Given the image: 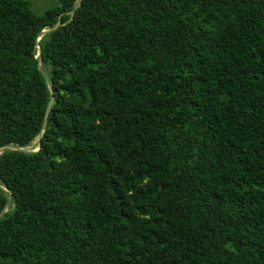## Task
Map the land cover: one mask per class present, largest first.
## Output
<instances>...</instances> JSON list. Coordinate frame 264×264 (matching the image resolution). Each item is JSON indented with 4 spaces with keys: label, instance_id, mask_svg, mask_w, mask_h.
<instances>
[{
    "label": "trees",
    "instance_id": "obj_1",
    "mask_svg": "<svg viewBox=\"0 0 264 264\" xmlns=\"http://www.w3.org/2000/svg\"><path fill=\"white\" fill-rule=\"evenodd\" d=\"M75 1L0 0V264H264V0Z\"/></svg>",
    "mask_w": 264,
    "mask_h": 264
},
{
    "label": "water",
    "instance_id": "obj_2",
    "mask_svg": "<svg viewBox=\"0 0 264 264\" xmlns=\"http://www.w3.org/2000/svg\"><path fill=\"white\" fill-rule=\"evenodd\" d=\"M80 3H81V0H76L74 2L73 10L69 12V15L72 16L74 14V11L79 8ZM59 25H60V17L58 18L57 22L55 23V25L53 27L45 28L37 35L36 42H38L46 33L51 32L53 30H56ZM36 48H37V53H36L35 58L37 60V69L43 75V77H44V79H45V81L47 83V86H48V88L50 90V100L48 102V106H47V109H46V112H45V115H44V118H43V121H42V124H41V130H40L39 135L37 137V142H38L37 143V147L35 149H27V148H18V147L14 146V145H6V146L0 147V154L5 149L18 150V151H21V152H24V153H34V152L38 151V149H39L40 138H41V135H42L43 128L45 127V124L47 122L49 106H50V104L52 102L53 96H52L51 84H50V82H49V80L47 78V75H46L44 69L42 68V66L40 64V53H41V50H40V47H39L38 44L36 45ZM0 187L3 190L7 191L8 194H9L8 195V201H7L6 205H5V207L0 211V217H1L7 211V208L10 205V202H11V199H12V194L8 191L7 187L3 184L1 179H0Z\"/></svg>",
    "mask_w": 264,
    "mask_h": 264
},
{
    "label": "rangeland",
    "instance_id": "obj_3",
    "mask_svg": "<svg viewBox=\"0 0 264 264\" xmlns=\"http://www.w3.org/2000/svg\"><path fill=\"white\" fill-rule=\"evenodd\" d=\"M29 3L31 10L38 15L43 14L45 10L56 5V0H26ZM36 141L27 149H35Z\"/></svg>",
    "mask_w": 264,
    "mask_h": 264
}]
</instances>
